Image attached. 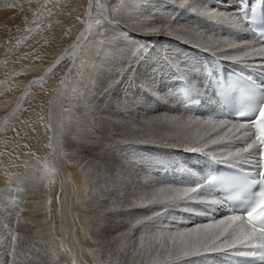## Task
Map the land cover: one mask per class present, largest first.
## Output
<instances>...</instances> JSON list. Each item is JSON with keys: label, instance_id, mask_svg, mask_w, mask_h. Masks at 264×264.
<instances>
[{"label": "rangeland", "instance_id": "1", "mask_svg": "<svg viewBox=\"0 0 264 264\" xmlns=\"http://www.w3.org/2000/svg\"><path fill=\"white\" fill-rule=\"evenodd\" d=\"M14 1L18 5L12 7V11L15 10L13 11L17 16L15 18L19 21L4 26L1 31L5 34L0 32L2 35H0L2 37L0 39V62L2 64L0 65V89L8 84L9 77L15 79V77L25 75L23 67H20L21 62L27 61L28 56H32L30 59H34L35 49L42 47V51H46V44L50 42L49 32L56 25V19L53 17L54 13H52V7H54L53 4L56 0ZM179 22L192 27L198 26L192 24L193 22L190 20L182 21L180 19ZM201 28L208 31L206 27ZM5 29L6 31H4ZM68 37L69 34L65 38ZM47 41L49 42L46 43ZM71 42L72 40L62 50V52L65 51L69 55L61 58V60L59 59L54 66L43 70L38 76L30 78V86L24 100L17 106L16 110L13 111L12 108L8 112L10 114L7 117L5 126L0 127V189H3L0 190V264H20L17 260H22V258H30L33 261L32 263L28 260V264H56L54 263L55 260H51L50 257L45 259L42 255L41 247L36 244L40 239L36 241L32 235L29 236L24 232H21V234L17 231L18 228L20 229L19 222L25 216L24 212L29 210L26 209L31 199L34 203L39 202L35 211L39 217L35 221L46 225L48 233L53 231L51 227L61 225L60 228L62 229L59 228L60 232L58 233L60 240L65 241V245L67 242H75L76 239V233H70L65 225L75 226L84 223L89 225L91 223L90 229L98 238L97 241L93 240L94 245L90 249H92L95 258L97 256L101 257L103 262L100 260L99 264H152L157 253L163 252L165 248L171 246V238L176 236L177 233L190 231L193 227L224 219V217H214L212 219L208 218L204 222H192L193 219L202 215L210 217L209 211L214 209L213 204L208 203L213 197L205 195L204 197L200 192L194 193H198V196L201 195L198 201L182 200L175 204L143 206L147 205L148 200L155 198L156 189L177 186L189 187L175 185L174 183L180 182V180L174 176L165 181L158 178L157 174L161 179H164L161 170H165L169 175L175 174L176 176V173L172 172L170 168L161 169L162 166L166 167L167 161L172 165L180 161L193 166V161L199 159L201 161V157L204 156L203 153L189 151H186V153L183 149L175 150V148H178L177 145L181 144L180 138L183 139L186 135L188 138L185 140L186 142L189 141L190 132L187 131V127L152 128L150 124L155 123L154 117L159 116L160 112H163L162 114H185L194 117H200L201 115L186 113L189 110L183 108L179 97L180 90H182L181 82V89L176 86L177 90L173 89L174 96L177 95L178 97L176 103L179 107L171 109L159 106V109H152V111L151 109L150 111L140 110V107L137 106L139 103H145L151 108L153 104L150 100L155 101L152 97L150 99L144 98L142 94V92L149 94L148 89L141 86V82L148 83L149 79L144 75L141 67L139 76L135 77L136 81L134 80L135 82L132 83L130 93L126 96L116 94V97H114V94L111 100L106 99L107 106L102 108V111H104L103 115L109 118H101V120L93 118L90 120L92 123L88 130L92 134L90 132H88L89 134L81 133L83 135L81 143L71 140L66 142L63 136L67 131H63L62 119H64L66 126L72 124V127H77L76 124L74 125V117L75 119L78 118L80 112L79 103L73 107L71 106L73 110L68 107V101H72V93L74 94L77 90L76 86H73L74 78L72 76L68 77V74H72L73 71L70 65L72 63L74 65L78 59H81L83 43L76 41L71 46ZM44 43H46V47ZM170 46L171 49L173 48L172 50H178L179 55H188L187 53L191 52L186 45L170 44ZM39 55L41 58L44 57L42 53ZM51 56H48L47 62L45 61L47 65L52 62L50 60ZM208 56L201 57L202 63L205 61L210 63V59L216 57L212 53H208ZM14 57H18L20 60ZM57 57L58 55L53 60ZM220 59L223 61V58L220 57ZM62 68H66L64 69L66 71H62ZM153 69L155 77L161 75L160 70L157 71V67L154 66ZM206 84L208 85V83ZM148 88H151L150 83ZM3 90L1 94H3ZM36 92L39 93L36 94ZM39 94L41 98L37 96ZM193 96L195 98L196 94H193ZM118 100L120 102L122 100L127 107L121 104L122 102L118 103ZM14 106L16 104L12 107ZM54 108H59L61 118V122L57 123L56 127L50 116V112ZM176 118H180L181 122L187 123L188 127H201L204 129L203 133H198L196 143L200 142V137L208 136L210 129L203 123H192L196 119L181 118V116ZM202 119L208 120L203 116ZM95 120H97L96 124ZM156 120L159 121L160 119ZM83 125L86 126L87 124L83 122ZM78 127H81L80 122ZM76 132L71 131V135H75ZM92 139L104 142L107 147L101 151L99 145L94 146L86 142ZM247 142V139L235 141L234 148L243 147ZM254 150L256 157L257 149ZM227 153L222 151L220 155H227ZM185 154L193 156L188 159ZM160 156L167 159L159 160L161 164L160 173L157 170V163L150 164L146 168L148 160L152 161V159ZM45 163L55 171L51 174H45ZM6 186L8 187L5 188ZM192 188L195 187L192 186ZM86 191L87 194L85 195ZM198 191L204 193L201 188H198ZM141 197L144 199L141 200ZM157 198L164 199L163 196ZM101 213H103L102 216ZM155 213H159V215L152 221L144 225H136L137 220H144L145 217ZM21 214L23 216L20 219ZM87 232H89V228ZM85 235L86 229L78 236L84 237ZM46 238L45 240L49 239ZM61 247L63 250L60 249V253L66 254L68 249L64 245H61ZM229 253H235V251L219 252L218 255L222 257ZM14 254L17 260L13 258ZM218 255L217 252L202 253L186 262L176 261L173 264H223ZM20 256L21 258H19ZM64 257L65 260L67 259L64 261L65 264H72L73 260L76 264H87L86 258L77 257L75 259L72 255ZM95 263L98 262L95 261Z\"/></svg>", "mask_w": 264, "mask_h": 264}, {"label": "bare ground", "instance_id": "2", "mask_svg": "<svg viewBox=\"0 0 264 264\" xmlns=\"http://www.w3.org/2000/svg\"><path fill=\"white\" fill-rule=\"evenodd\" d=\"M110 2L109 0H56L55 3L52 1V4L54 3L52 13H54L53 17L56 19V25H54L52 30L49 32L50 42H46H49V44L44 43V46L45 44L47 45L46 51L43 52L42 47L35 49V53L33 54L35 60L30 59L32 56H28L29 58L27 61L24 60L25 62H21L20 64V67H23L22 69L25 71V75L19 76L20 78L15 77V79L9 77L10 80H7L8 84L3 86V89L5 90L0 89V118L5 114V116L0 120V122L3 120L0 123V127L5 126L7 117L10 114L8 112H10L12 108L13 111L16 110L17 106H19L24 100L26 92L29 89L28 87L30 86V78L38 76L43 70H47L51 66H54L59 59L61 60V58L69 55L66 54L65 51L62 52V50H64L63 47L70 40H72L71 46L72 43L76 41L83 43L80 55L81 59H78L74 65L73 63L70 65L73 71L71 72L72 74H68V77L72 76V78H74L73 86H76V91H78H75L74 94L72 93V101H68V107L71 109L77 103H79L78 106L80 107L79 117L76 119L74 117V125L76 124L77 127H72V131H79L81 129L82 133L90 132L88 127L92 123L90 120L93 118H99L100 120L101 118H109L105 117V115H103L104 111H102V108L107 106L106 99L109 98V100H111L114 94V97H116V94H123L126 96L130 93L132 83L136 81L135 77L137 78V76H139L141 67L143 68L144 75L149 79L148 83L141 82V86L148 89L149 94L145 92H142V94L144 95V98L150 99V97H152L153 100H155H150L153 104L151 108H149L147 104L145 105V103H139L137 106L140 107V110L142 111L159 109V106L171 109L179 107L176 103V98L178 97L177 95L176 97L174 96L175 92L173 89L177 90L176 87L181 89V84L187 87L186 94L183 92L182 94L181 92L179 93L183 108L186 110L191 108L190 105L193 104L194 101L193 94L188 91V89H191L193 93L197 92V94L202 95L205 98H211L208 94L210 83L207 79L205 65L207 63L210 64L213 58L210 59V63L207 61L202 63L201 61L202 56L209 57L208 53H212L218 58H223V62L227 63L231 67L239 64L246 65L248 67L261 68L264 70V61H262L258 55L251 54L245 56V53H254V50L264 48V43L262 44L259 42L260 40L256 39L255 34L254 37L252 36V28L247 26L248 22L241 14V6L244 2L243 0H110ZM90 3L92 5L91 9H89ZM186 3H188L187 6L181 7L182 4ZM9 5L15 6L18 4L14 0H0V32H2L1 29L4 26L17 23L19 21V19L15 18L17 17L15 16L16 13L13 12L15 10L12 11V7H9ZM192 9H195V11ZM180 19L182 21L190 20L193 22L192 24L206 27L208 31H204L198 26L192 27L184 23H180ZM97 20L101 21L100 25L96 24ZM89 25L92 27L89 28ZM152 27H169L171 29V34L146 35L147 30ZM4 31H6V29ZM125 31L127 32V36L122 38ZM2 34H5V32H2ZM67 34H69V37L65 38ZM0 39H2V37H0ZM170 44L177 46L186 45L190 48L191 52H188V55H179L180 52L175 49L172 50L173 48L171 49ZM231 44H235L237 47L229 48V45ZM196 45H200V47ZM205 47H207L208 50H205ZM40 53H42L44 57L41 58L39 55ZM23 54H25V52H23ZM56 55H58V57L53 60ZM48 56L52 57L50 59L52 62L47 65L46 59ZM242 57L243 59H241ZM14 58L19 59L18 57ZM0 65H2L1 62ZM154 66L155 68L157 67V71L160 70L161 75L158 77L153 75V72H155L153 71ZM64 69L66 68H62V71H66ZM166 75H168L167 79L165 78ZM89 81L90 83H88ZM149 83L151 84V88H148ZM206 83H208V85ZM2 90L3 94H1ZM38 93L39 92H36V94ZM37 96L40 97V94ZM172 98H174V100H172ZM121 102L118 100V103L125 105L122 100ZM15 104V108L12 107ZM85 106L88 108L87 114H85ZM125 107H127V105H125ZM162 113L163 112H160L158 114L159 116L154 117L155 123L152 122L150 127H187L188 130H186L190 132L189 141L186 142L185 139L188 138L186 135L183 139L180 138L179 140L181 144L177 145L178 148H175V150H182L186 147L193 146V144L198 140V133H203L204 129L201 127H188L187 123H183L180 118H176L177 116H181V118H194L196 120L201 119L202 121L204 120L202 117H194L185 114L174 115ZM50 114L51 121L56 127L57 123L61 122L59 108H54ZM156 119L160 120L157 121ZM62 120L63 131L68 132L69 129L65 125L64 119ZM212 120H216L218 122L223 120L229 125L232 123H240L231 118ZM96 121L97 120H95V124L97 123ZM79 122L81 127H78ZM83 122L87 125H83ZM250 131L253 130L250 129ZM208 135L214 137L215 133L209 131ZM234 145L235 140L230 143L225 142L224 144L218 146L210 145L209 148L213 154L219 156L222 151L229 152L235 150ZM208 150L209 149H205V151ZM183 151L186 152L185 150ZM254 154L255 150L253 149L250 153L244 155L240 161L252 163L255 159ZM185 155L188 159L193 156L191 154ZM163 158L164 157L160 156L159 158L152 159V161L148 160L146 168L150 164L157 163V170L160 173L161 164L159 160ZM164 159L167 160L166 158ZM200 163L201 161L196 160L192 162L193 166H190L188 163L179 161L172 165L169 161H167L165 164L166 167L162 166L161 169L170 168L172 169V172H175V170H173L175 168H186L197 171L199 170ZM177 173L180 174L181 170H178ZM161 175L164 179H161V177L157 174L160 180L165 181L170 178L168 177L170 175L165 170H161ZM194 187L197 188L196 186ZM197 192H200L202 196L205 195L202 191ZM197 194H194L196 199L193 201L200 200L201 195L198 196ZM157 197L158 196L155 195V198ZM212 200L219 201V203L213 204L214 209L218 210V205L221 203L220 199L213 197ZM37 205H39V202L34 203L32 199L30 203L27 204V209H25L29 210L28 212H24L25 216L21 214L20 219L22 216L23 218L22 221H20L21 223L19 222L18 224L20 229L18 228L17 231H19L18 233L24 232L27 235L29 234V236L32 235L36 241L40 239L36 244L41 247L42 255H44L45 259H49L50 257L51 260H55L54 263L56 264H65L66 262L64 261L67 259L65 260L64 256L68 257V255H72L75 259L77 257L86 258L87 264H96L95 261L99 264V261H102L99 256L95 258L92 249H90L94 245L93 240L95 239L97 241L98 238L90 229L91 223L89 225L85 223L76 224L75 226L65 225L70 233H76L75 242H67L65 245V241L60 240V235L58 233L60 232V229H62L60 228L61 225H56L54 228L51 227L53 231L49 230L50 234L47 232L46 225L35 221V219H38L39 217L37 216L38 214L35 213ZM22 206L24 207V205ZM83 215L84 214L82 213V216ZM88 228L89 232H87ZM85 229L86 235L84 237H79L78 235L85 232ZM61 232L63 233V231ZM45 238L47 240H45ZM61 245H64L68 249L66 254L60 253V249L63 250ZM97 246H99V244H97ZM15 257L16 255L14 254L13 258ZM19 258H21V256ZM28 260L33 263L30 258H22V260L18 259L17 262H20V264H28Z\"/></svg>", "mask_w": 264, "mask_h": 264}, {"label": "snow or ice", "instance_id": "3", "mask_svg": "<svg viewBox=\"0 0 264 264\" xmlns=\"http://www.w3.org/2000/svg\"><path fill=\"white\" fill-rule=\"evenodd\" d=\"M110 2V0H109ZM259 2V0H257ZM111 3V2H110ZM188 3L182 4L181 7L187 6ZM14 7V5H9ZM92 5L89 4V9ZM195 11V9H192ZM257 10L256 6H252V13ZM204 14V13H202ZM101 21L97 20L96 24L100 25ZM89 28L92 26L89 25ZM159 34H171L169 27L158 28L152 27L147 30L146 35H159ZM145 35V34H143ZM127 36V32H124L122 38ZM200 47V45H196ZM235 44L229 45V48H236ZM205 50H208L205 47ZM255 54L258 55L262 61H264V48L254 50V53H245V56ZM232 59L231 57H229ZM243 59V57L241 58ZM90 83V81L88 82ZM88 108L85 106V114H87ZM258 113L254 120L248 123H232L227 124L225 121L219 122L211 120H193L192 123H203L215 136L208 135L206 137H200L199 143H194L191 147H186L183 150L190 152L203 153L210 159L215 161H228V160H241L245 153H248L252 149H259V172L258 178L252 180V184H259L262 187L256 194V198L253 203L248 207L244 214H232L228 215L224 219H220L214 223L201 225L199 227H193L190 231L177 233L173 236L171 246L164 249L163 252L157 253L156 257L152 261V264H173L176 261H188L192 257L201 255L202 253H215V252H227L228 250H236L235 254L239 257H249L253 260L264 262V103H261L256 109ZM239 116H245L246 113L241 111ZM69 131L64 134L66 142L71 140L79 143L82 139V130L76 132L75 135H71L72 124L68 126ZM226 129V131H225ZM254 129V131H250ZM223 133V134H221ZM112 135L111 133L109 134ZM247 139L248 142L245 146L236 148L234 151H229L227 155H215L209 148L210 145L218 146L225 142L238 141L241 139ZM250 141V142H249ZM87 143L91 145H99L101 151L107 147L102 141L92 139L87 140ZM205 149H209L205 151ZM31 155V153H29ZM55 169L48 167L47 163L44 165L45 174H51ZM209 183L212 182L210 179ZM6 186L5 188H7ZM3 190V189H0ZM88 191V190H87ZM87 191L85 195L87 194ZM157 196H163L164 199L153 198L148 200L147 207L152 204H175L182 200H195L194 193L198 191L197 188L192 187H166L156 189ZM141 200L144 198L141 197ZM208 203L216 204L219 201L211 200ZM103 213H101V216ZM159 213L145 217L144 220H137L136 225H144L149 221H152ZM135 227V225H133ZM87 238V237H86ZM246 248L248 251H240L239 249ZM127 251V249H125ZM72 264H76L75 260Z\"/></svg>", "mask_w": 264, "mask_h": 264}]
</instances>
